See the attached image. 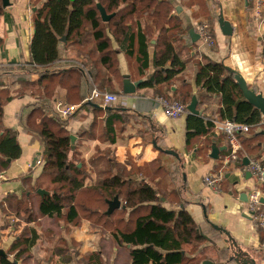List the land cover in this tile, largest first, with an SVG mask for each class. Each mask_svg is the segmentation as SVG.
<instances>
[{"label":"trees","instance_id":"1","mask_svg":"<svg viewBox=\"0 0 264 264\" xmlns=\"http://www.w3.org/2000/svg\"><path fill=\"white\" fill-rule=\"evenodd\" d=\"M98 4L108 15H114L107 22L108 29L121 44L126 43L128 55L133 56L137 51V60L142 72L149 66L150 41L156 33L158 34L154 54L155 71L141 85L142 88L163 85L169 89L186 70L190 60L183 59L184 50L181 52V49L190 53L193 45L185 43L182 46L183 23L172 15L173 6L167 0H98V3L95 0H48L42 9L35 13V36L30 47L31 61L26 64L2 66L0 69V174L6 172L22 156L19 132L7 128L3 123L4 106L15 99L28 96L35 101L26 105V117L21 114L22 109L19 126L31 137L32 144L39 143L44 161L40 178H48L54 186L53 191L42 197L38 194V190L43 189L39 187L40 179L33 185L38 198L37 214L53 220H64L66 224L73 226H79L83 220H88L103 233L109 232L113 264H191L192 259L186 257L184 247L192 246L191 252L196 251L206 243L207 237L185 209V201L180 200L182 209L179 211L169 210L163 205L161 198L165 195L160 194L162 184L156 180L159 176L171 178L174 182L179 180L180 169L183 168L180 155L177 152L178 156L170 155L166 153L168 150L161 151L177 161L174 162L175 169H171L170 163L158 159L144 167L133 165L131 171H127L124 166L109 160V151L100 152L102 154L90 160L89 165L105 160L110 168V176L88 187L86 181L90 172L85 161H75V151L68 131V120L74 118L78 111L69 119L62 120L52 109V98L57 86L72 91L78 88L81 80L87 76H91L97 84V75L92 70L87 71L85 61L78 69L53 68V64L60 60L59 43L63 38L70 41L75 34L80 35L86 21L90 22L93 31L98 51L96 60L107 66L112 74L119 76L118 63ZM4 11L3 2L0 0V17ZM143 20L146 24L144 31L140 27ZM129 23L132 26L128 25ZM135 27L136 31L133 30ZM169 62L171 68L165 69ZM198 65L197 87L207 94L216 95L222 102L218 119L248 124L252 128L251 131L255 130L262 121V114L246 101L235 75L230 73L223 63L212 60L204 59ZM33 75L38 76L37 81H31ZM11 78H15L13 86H18L15 89L17 91L14 90L15 94L11 93L8 85ZM121 79L123 80V77ZM98 85L101 89V84ZM33 88H38L41 92L27 93L28 89ZM193 97L191 91L183 92L182 103H190ZM94 104L95 101L85 99L81 108L100 110ZM113 110L125 114L119 107L110 109ZM116 114L106 119L103 131L112 144L115 141L111 139L110 134L114 132V122L123 120L122 115ZM186 114V146L192 150L200 143L202 137L208 136L214 130L215 125L210 118L190 114L188 110ZM8 160H11V163ZM79 164L82 166L79 167ZM115 167L116 171L112 173L111 170ZM28 171L34 170L30 167ZM180 178L181 182L185 181L184 175ZM32 195L31 191H27L20 198L15 194L8 195L4 202L9 211L4 209V214L8 216L10 212L15 216L14 212L24 208L27 202L25 210L30 215ZM116 196L122 203V209L107 216L106 211H101V206H108L107 201ZM35 221L31 218L26 220L27 227L12 242L7 250L8 257L0 256V264H27L40 239L38 232L29 226ZM114 247L117 252H114ZM80 262L111 264L112 261L111 257L99 250L84 255Z\"/></svg>","mask_w":264,"mask_h":264},{"label":"crops","instance_id":"2","mask_svg":"<svg viewBox=\"0 0 264 264\" xmlns=\"http://www.w3.org/2000/svg\"><path fill=\"white\" fill-rule=\"evenodd\" d=\"M47 1L19 0L11 2L10 7L4 8L5 11L0 17V69L2 66L26 64L31 61L30 47L35 36V13L42 9ZM95 1L98 3V0ZM167 1L173 6L172 15L183 23L182 46L185 43L193 45L190 53L185 52L183 48L181 49V52L184 50L183 59L190 61L186 70L177 77L169 89L163 85L141 87L155 71L154 54L158 38L157 33L151 39L148 47L149 66L147 70L142 72L137 60V51L133 56L128 55L126 43L121 44L108 29L107 22L110 20L105 22L102 19L118 63L119 76H115L107 66L98 63L96 60L98 51L93 31L90 22L86 21L80 35L75 34L70 41L63 38L59 43L60 60L53 64V68L54 70L78 69L79 65L85 61L87 71L92 70L97 75V84L94 83L91 76H87L81 80L79 87L72 91L66 87L57 86L52 98V109L53 102L58 99L79 106L75 117L68 120V131L71 136L76 137L75 153L84 158L98 152L106 153L109 151L111 155L109 160H113L117 165H122L127 171H131L133 165L144 167L158 159L164 163H170L171 169H175L177 161L161 151L172 150L180 155L183 168L180 169L179 174L180 177L184 175L185 181L181 182L180 177L177 182L171 180L174 187L172 186L169 193L161 199L167 209L175 211L182 209L180 202L185 201V209L207 237L206 243L196 251L191 252L192 246L184 247L186 257L192 259L191 264H204L205 262L212 264H263L262 244L264 237L248 215L245 207L246 201L241 200L244 195L247 199L248 192L254 187V180L251 176H247V172L243 173L240 166H230L228 171H224L223 186L226 185L227 191L214 194L204 187L203 176L223 167V160L228 154L224 136L217 135L214 128L208 136L201 138L199 144L189 150L186 146L187 114L181 119L170 120L166 117L160 102V99L164 98L163 96L168 100H180L183 92L191 91L192 95L198 99L197 109L201 115L212 120L218 119V112L222 107L219 97L201 91L196 85L198 64L202 63L204 59L223 63L225 66L233 68L246 79L250 89L264 96V22L260 23V19L257 18V0ZM221 13L234 29L233 35L230 37L224 36L219 27L218 19ZM204 22H209L212 25V35L215 39L213 46L203 45L201 39L196 43L192 42L191 32L194 31L199 35L198 27ZM128 25L132 26L131 23ZM140 27L142 31L146 29L145 20L141 21ZM133 30L136 31L137 28ZM170 68L171 62L166 65L165 69ZM125 76H128L132 83L142 81L134 95H125L123 92ZM37 80L38 76L33 75L31 77V81ZM98 84H101V89L98 88ZM95 88L104 93L117 95L120 97V101L116 104H106L103 99H95L93 100L96 103L94 105H97L100 110L89 107L81 108L83 101L90 97L91 91ZM25 98L27 102L35 101L28 96ZM118 107L123 109L124 111L121 112L125 114L122 115L117 110L110 111V109ZM116 113L122 115L123 120L114 122V132L110 134L111 139L115 141L112 144L103 131L106 119ZM17 115L16 123L18 124H15V127L13 126L14 123L5 124L4 121L3 123L7 128L20 132L22 131L19 126L20 113L17 112ZM262 117L261 125L249 134L242 136L245 158H258L264 161V116ZM213 145L219 148L226 147L224 151H220L217 161L210 157ZM36 150L41 151L40 145ZM25 159L27 158L21 156L6 172L0 174L2 175L0 178V196H3L0 199V212L7 219L15 216L4 214L3 210L7 207L4 199L8 195H17L12 186L14 180L21 182L24 187L20 177L28 172L32 162L28 159L27 165L22 164V160ZM81 166L82 164H79V167ZM11 168L19 169L18 173L9 175ZM238 173H240V179L237 177L239 176ZM156 180L161 185L163 178L159 176ZM86 186L88 185L86 184ZM173 195L176 196L177 200L171 202ZM2 203H4L3 206ZM3 216L0 214V220L1 217L4 218ZM126 218H128V213ZM90 225V221L83 220L77 230L82 227L88 229ZM5 232H9V230L7 231V228L0 229L1 236ZM94 233L100 234L99 230ZM104 235H106L105 239L111 240L109 232L104 233ZM11 244L12 242L9 243V247ZM96 251L87 249L84 253L86 255ZM114 252H117L116 247H114ZM262 257L263 262L260 261Z\"/></svg>","mask_w":264,"mask_h":264},{"label":"rangeland","instance_id":"3","mask_svg":"<svg viewBox=\"0 0 264 264\" xmlns=\"http://www.w3.org/2000/svg\"><path fill=\"white\" fill-rule=\"evenodd\" d=\"M14 82H15V78H11L8 82L12 94H15V91H17L15 89H17L18 87L17 85L13 86ZM34 91H36V93L41 92L40 89L33 88V89H28L27 93H31ZM26 100H27L26 98L23 99L18 98L5 104L4 117H3V121L5 124L14 123L13 126L15 127V124H18L16 123L18 119L17 112L18 114L21 113L22 109L23 112L21 114H23L24 117L27 116L28 109L26 108V105H28L31 101L27 102ZM176 100L182 102V99L180 100L176 99ZM38 117L40 116L38 115ZM19 141L23 151L22 156L27 158L25 160H22V164L25 163V165H27L28 159L31 162L34 154L37 152L36 149H38L39 144L38 143L31 144L30 136H28L25 132L23 133V131L19 132ZM99 154L102 153L98 152L90 157L84 158L82 157V155L75 153V158H74L75 161L83 160L87 164V169L90 172L89 179L86 181L88 187L95 185L97 182L110 176V172H108L110 171V168L105 160L102 162L99 161L98 164L93 162V164L91 163L89 165V161L99 157ZM201 155H203V153H201ZM110 156L111 155L109 153L108 157ZM41 160L42 161L40 165H38V167H36L35 169L31 167L34 171H28L23 175V177H20V180H22L24 183V187L21 182L15 180L12 182V186L16 191L17 195L23 197V194H26L27 191H31V193L33 194L31 200V206H30V215L29 212L25 210L28 206L27 202H25L24 208L21 207L18 210V212L17 211L14 212L15 217L13 218L7 219L6 217L3 216V213L0 212V214H2V216L4 217V218L1 217L0 229L7 227V231L9 230V232H5L4 234H2V236L0 234V248L7 251L10 248L9 243L13 242L17 238V236L27 225L26 220L31 218L34 221L35 220L36 221L30 224L29 226L30 228H34L38 232L40 239L36 247L33 249L32 257L27 262V264H84L83 262L80 261L83 259L85 255L84 252L87 249L91 251L101 250L103 251L104 254H107V256L111 257V261H113V254L111 253L110 240L105 239L104 237L106 235H104V233L101 230H99L97 227H95L92 223L90 225V228L88 229L87 228L83 229L82 227L81 229L77 230L78 226L68 225L64 222V220H53L48 217H41L37 214L38 198L35 195V190L33 188L35 182L40 179V182H38L39 187H42L43 188V189L41 188L42 190L47 189L45 191H47L48 193L53 191L54 189V186L50 184L48 178L45 177L40 178L44 164L43 156ZM18 171L19 169L11 168V170L9 171V175H13V174L16 175ZM111 171L112 173H114L116 171V167L113 168ZM225 171H228V169H225ZM238 175L239 176L237 177L240 179V173H238ZM172 186L173 184L171 182V179L167 177L163 178L161 185L162 193L160 194L167 195L169 193L170 188L172 189ZM227 190L228 189H226V185L225 184L224 186L222 185V192ZM7 197L8 196H6L5 199H7ZM2 198L3 196H0V199ZM174 200L176 201L177 198L176 196L173 195V197L171 198V202H174ZM5 209L8 210L7 207H5ZM107 209L108 206H104V205L101 206V211L107 212ZM8 216H10V212ZM86 225L88 226L87 223ZM97 230H99L100 234L94 233ZM262 259L263 257L260 259L261 262H263Z\"/></svg>","mask_w":264,"mask_h":264},{"label":"built area","instance_id":"4","mask_svg":"<svg viewBox=\"0 0 264 264\" xmlns=\"http://www.w3.org/2000/svg\"><path fill=\"white\" fill-rule=\"evenodd\" d=\"M10 1L17 2L19 0ZM256 11L257 18L260 19L259 22H264V0H257ZM198 33L203 45L213 46L215 44V39L212 35V25L209 22L201 23L198 27ZM95 99H103L106 104H116L120 101V97L117 95L104 93L97 89L93 90L91 96L86 101L91 102ZM160 102L168 119L178 120L186 115L188 105L178 100H168L165 98H161ZM53 109L60 119L67 120L77 112L79 106L58 99L53 102ZM212 121L215 125L216 134L224 136L228 154L223 160L222 169L211 171L203 176V186L214 194H220L222 193L225 169H229L230 166H240L243 173L249 172L255 183L251 191L248 192L245 207L251 220L264 237V161L258 158H250L249 165H243L245 157L242 155V136L249 134L252 128L248 124L238 123L230 119H214ZM261 124L262 122L259 125ZM262 251H264V242L262 244Z\"/></svg>","mask_w":264,"mask_h":264},{"label":"water","instance_id":"5","mask_svg":"<svg viewBox=\"0 0 264 264\" xmlns=\"http://www.w3.org/2000/svg\"><path fill=\"white\" fill-rule=\"evenodd\" d=\"M2 2H3V8H8L12 5L10 0H2ZM98 8L100 10L102 19L105 22H107L111 18H113L114 15H108L106 13L105 9L100 4L98 5ZM218 23H219V27L222 31V34L224 36L230 37L233 35L234 29H233L232 25L224 19V16L222 13L219 15ZM191 38H192V42L196 43L200 39V36L196 32L193 31V32H191ZM226 68L230 73L235 75V80L237 82V85L240 88L241 92L243 93V96L246 99V101H248L251 105H253L255 108H257L261 112L262 116H264V96L261 93H258L257 91H255L253 89H250L246 79L240 73H238L237 71H235L231 67L226 66ZM141 84H142V81L132 83L130 78L128 76H125L124 87H123L124 94L125 95H134L136 93L137 88H139V86ZM197 106H198V99L196 96H194L192 98L191 103L187 107L188 112L190 114L200 116L201 113L197 109ZM75 140H76V137L72 135L71 141H72L73 147H74ZM225 149H226V147L219 148L216 145H213L212 146V153H211L210 157L215 161L219 160L220 151H224ZM166 153H168L170 155L178 156V154L175 151L168 150V151H166ZM41 159H42V152L37 151L33 156V159L31 162V167L33 169L38 167V165H40V163L42 161ZM8 162L11 163V160H8ZM249 162H250V159L245 158L243 165L248 166ZM0 176H2V175H0ZM247 176L250 177L251 174L248 172ZM38 194L43 197L45 195H48L49 193L45 190H38ZM241 200L247 201L246 195L241 197ZM107 203H108V210L106 212L107 216H111L116 210H119L122 208L121 202L117 196L113 200H108ZM0 256L7 258L8 257L7 251L0 248ZM204 264H212V263L211 262H205Z\"/></svg>","mask_w":264,"mask_h":264}]
</instances>
